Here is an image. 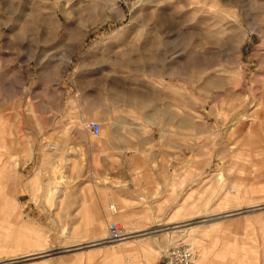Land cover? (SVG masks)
Wrapping results in <instances>:
<instances>
[{
	"label": "rangeland",
	"instance_id": "374dc122",
	"mask_svg": "<svg viewBox=\"0 0 264 264\" xmlns=\"http://www.w3.org/2000/svg\"><path fill=\"white\" fill-rule=\"evenodd\" d=\"M148 82L179 97V162L109 178V139L148 134H115L110 97ZM110 203L131 253L92 246ZM180 242L198 264H264V0H0V264H161Z\"/></svg>",
	"mask_w": 264,
	"mask_h": 264
},
{
	"label": "crops",
	"instance_id": "0c3cea01",
	"mask_svg": "<svg viewBox=\"0 0 264 264\" xmlns=\"http://www.w3.org/2000/svg\"><path fill=\"white\" fill-rule=\"evenodd\" d=\"M148 76L154 77L157 75L150 74ZM171 83L172 85L170 86L174 88L175 85L173 80ZM144 86L145 88H143L141 91L139 89L132 92L117 91L110 97V101L115 102L116 106L114 111L110 110L109 112L110 121L108 124L115 127V134L127 133V127L130 124L136 125V127L142 125L147 126L148 134L133 140H130L126 137H119L118 139L117 136H115L114 140L111 138L109 139L110 149L114 147V153L112 150H110V159L114 158L118 163H115L114 169L111 170L109 178L114 177L115 179L119 178L126 181H131V178L124 175H131L135 173H148L153 175L171 173L179 162L181 149V122L179 116L174 112V108L179 105V97L177 96L175 98L173 93L171 94L170 91L168 94H166L164 88L158 83L148 82ZM83 100L84 103L88 101V103L92 105L93 110H97V107L94 106L95 100L93 96H86ZM125 102L134 104L132 112H134L137 116V120H133V122H131L132 119L128 115V111L123 108V103ZM76 118L78 126H82V122L84 123L85 128L87 127V117L83 111H80ZM111 164L112 161L110 160V165ZM94 176L97 179L101 178L96 172H94ZM109 178H105V181H108ZM149 189H155L154 180L149 186ZM62 190L63 189H61V191ZM107 196L108 193L104 192L103 198L105 203L109 200V197ZM84 200L86 199H78V201ZM110 205H112V203L109 204V207ZM109 207L104 209L105 220L100 219L98 224H96V230L98 232L96 234V238L92 240V242H95L97 245L93 244L92 246L98 249L100 247L111 248L107 249L109 255L119 256L122 254L131 253L132 250L130 243H128L127 246H122V244L110 245L104 240L107 237V231L109 227L108 224L106 229L105 223H107L110 218L113 220L118 219L117 216L112 215ZM137 211L138 210L134 208L130 213L131 217L134 216L131 218V220L134 221L133 224H138L139 222L137 221L138 218L136 216L138 214L140 215V213H137ZM140 220H142V217ZM129 233L131 234L133 232L131 231ZM37 254L38 252L32 254L30 250L26 254L21 255V257ZM8 257L14 259L17 257V255L15 252H12ZM78 257L79 256L77 255L75 259ZM27 264H49V261L31 262ZM132 264H134V262H132Z\"/></svg>",
	"mask_w": 264,
	"mask_h": 264
},
{
	"label": "built area",
	"instance_id": "2783aa9c",
	"mask_svg": "<svg viewBox=\"0 0 264 264\" xmlns=\"http://www.w3.org/2000/svg\"><path fill=\"white\" fill-rule=\"evenodd\" d=\"M133 1L137 0H120V2L126 6ZM88 128L93 136L98 137L101 134L102 127L98 121L89 122ZM49 147L51 150L55 149V145L51 144ZM111 210L114 214L118 213V209L114 205L111 206ZM129 234L130 233L127 232L124 227L120 226L119 223L113 222L109 224L108 235L104 240L110 243L117 242L128 237ZM195 258L196 253L189 245L185 243H178L171 245L162 252L161 264H194Z\"/></svg>",
	"mask_w": 264,
	"mask_h": 264
},
{
	"label": "bare ground",
	"instance_id": "6f19581e",
	"mask_svg": "<svg viewBox=\"0 0 264 264\" xmlns=\"http://www.w3.org/2000/svg\"><path fill=\"white\" fill-rule=\"evenodd\" d=\"M108 1V0H107ZM145 0H137V1H133V2H131L129 5L131 6L132 4H140V3H142V2H144ZM136 9V8H135ZM81 124L83 125V126H85L84 125V123H82L81 122ZM87 127H88V125H87ZM51 144H48L47 146H46V148L48 149V150H51L50 149V146ZM53 145V144H52ZM57 150V146H55V149L54 150H51V151H53V152H55ZM59 164V163H58ZM63 176V175H62ZM70 180V177H67V178H64V176H63V178H61L60 179V181L58 182V183H56V189H55V191L57 192V191H59V190H61V188L63 187L62 185H61V183H63V182H65V181H69ZM112 205H114V206H116L115 204H112ZM112 205H110V211H111V213H112V215H114L115 216V214L112 212V210H111V206ZM117 207V206H116ZM117 209H118V207H117ZM118 212H119V210H118ZM223 216V215H222ZM116 222V221H115ZM127 230V229H126ZM127 232H129L128 230H127ZM107 235H108V231H107ZM129 237V236H128ZM128 237H126V238H124L123 240H125V239H127ZM122 241V240H121ZM107 242V241H106ZM107 243H109V244H115L114 242H107ZM180 243H183V242H180ZM185 244H187V243H185ZM97 245V244H96ZM128 245V243H125V244H122V246H127ZM175 245V244H174ZM187 245H189V244H187ZM190 247H191V245H189ZM192 248V247H191ZM193 249V248H192ZM194 251V250H193ZM198 259H197V255H196V258H195V263L194 264H198L196 261H197Z\"/></svg>",
	"mask_w": 264,
	"mask_h": 264
},
{
	"label": "water",
	"instance_id": "95a60500",
	"mask_svg": "<svg viewBox=\"0 0 264 264\" xmlns=\"http://www.w3.org/2000/svg\"><path fill=\"white\" fill-rule=\"evenodd\" d=\"M47 254H50V253H47ZM46 255V254H45ZM40 256H43V255H40ZM8 263H10V262H8Z\"/></svg>",
	"mask_w": 264,
	"mask_h": 264
}]
</instances>
